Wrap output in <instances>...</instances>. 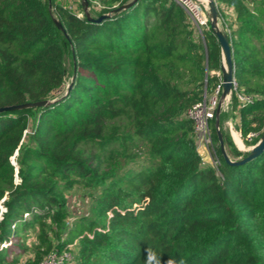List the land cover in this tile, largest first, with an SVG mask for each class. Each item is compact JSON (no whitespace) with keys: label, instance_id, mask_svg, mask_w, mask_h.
<instances>
[{"label":"trees","instance_id":"obj_1","mask_svg":"<svg viewBox=\"0 0 264 264\" xmlns=\"http://www.w3.org/2000/svg\"><path fill=\"white\" fill-rule=\"evenodd\" d=\"M92 2L89 20L79 1L80 17L60 0H0V108L49 102L0 114V264L30 250L33 227L32 264L63 250L67 264H264V153L227 164L213 117L217 164H202L186 117L222 65L209 24L198 35L171 0ZM215 5L235 83L218 125L236 161L248 152L224 123L256 133L248 146L264 132V0ZM75 187L90 207L67 222Z\"/></svg>","mask_w":264,"mask_h":264},{"label":"built area","instance_id":"obj_2","mask_svg":"<svg viewBox=\"0 0 264 264\" xmlns=\"http://www.w3.org/2000/svg\"><path fill=\"white\" fill-rule=\"evenodd\" d=\"M43 1V0H42ZM62 3L66 4L69 8L75 9L68 0H60ZM80 2V0H78ZM77 1V2H78ZM176 5L182 8L185 12L192 28L194 31L201 36L202 30L208 27V16H207V0H171ZM215 2V0H213ZM76 2V3H77ZM92 5L96 8L99 5L96 2H92ZM77 16L80 17V12H76ZM217 78V85L213 89L210 95L204 94L201 102L193 105L186 113V117L192 124L193 128V138L196 151L201 159L202 164H208L210 166H215L217 160L214 156L211 130L209 126V121L214 117L216 106L221 94V75L220 72L214 73ZM235 90V83L233 82V89ZM237 99L240 103H245L249 101L248 97L237 94ZM226 106V105H225ZM228 129L234 130L238 139L241 137L240 133L229 124ZM256 133H249L246 137V141L250 142L256 137ZM252 147V146H251ZM250 147V148H251ZM14 156L11 157V163H14ZM15 165V163H14ZM71 253L67 250L61 252L52 251L47 254L38 264H67L71 261Z\"/></svg>","mask_w":264,"mask_h":264},{"label":"water","instance_id":"obj_3","mask_svg":"<svg viewBox=\"0 0 264 264\" xmlns=\"http://www.w3.org/2000/svg\"><path fill=\"white\" fill-rule=\"evenodd\" d=\"M81 2V6L82 9L86 15V17L91 20L89 14H88V6H87V0H80ZM207 7H208V11H207V16H208V22H209V27L213 32L214 37L216 38L217 42H218V46L220 49V55H221V68H220V75H221V94L216 106V110H215V119H214V129H215V134H216V138H217V142L219 145V150L220 153L224 159V161L227 164L230 165H243L251 160H253L254 158L260 156L262 153H264V132H262V135L259 139V141L253 145L249 151L248 154L236 161H232L230 160V158L227 156L226 152H225V148H224V143H223V138H222V134L221 131L219 129V125H218V116L219 113L222 109V105L224 100H226V98H228L230 96V93L232 92L233 89V82H234V78H233V63H232V58H231V50H230V44H229V40L227 35L222 32L218 26V12L216 9V5L215 2L213 0H207ZM104 18V16H99L97 19H95L94 21L96 22H100L102 19ZM55 26L57 27V29L59 31L62 32V34L64 36H66L64 29L62 28L60 22H58L57 20H54ZM49 104V102L47 101H42V102H38V103H30V104H22V105H14V106H8V107H1L0 108V114L4 113V112H11V111H15V110H21V109H26V108H37V107H42ZM12 165L14 166L15 171L17 170L16 165H14V163H12Z\"/></svg>","mask_w":264,"mask_h":264},{"label":"rangeland","instance_id":"obj_4","mask_svg":"<svg viewBox=\"0 0 264 264\" xmlns=\"http://www.w3.org/2000/svg\"><path fill=\"white\" fill-rule=\"evenodd\" d=\"M73 6H75V4H77L76 2L78 0H68ZM94 10H98V8H96L95 6H92V8H88V12H90V14H94ZM75 12H79L78 8H75ZM226 16V19L228 20V15H225ZM218 26L220 28V30L222 31V28H221V19L219 18L218 16ZM208 28V27H207ZM228 98H226V100H224L223 102V105H222V108L225 107V105L228 103ZM237 120V119H235ZM234 120V122H235ZM231 120L228 119L225 123H224V127H225V130L226 132L229 134L233 144L236 146V148L239 150V151H242V152H248L250 147L252 145H247V141L244 140L242 137L239 138V140L241 141L242 143V146L243 148L240 149L237 144L235 143L234 141V136L237 137V135L235 134L234 130H229L228 129V125H227V122H230ZM232 122V121H231ZM233 122V123H234ZM90 191L87 190V189H83V188H78V187H75L74 189L71 190V192L69 194H67L65 196L66 200H67V208H68V211H69V215H68V218H67V222H70L71 219H75L77 218L78 216L80 215H84V214H87V211H88V208L90 207V199L88 198V193ZM36 233H37V227H33L32 229H30L29 231H27L25 233V245L28 249V251L24 252L18 262L16 264H32L34 262L33 260V252H32V247L36 244V239H35V236H36ZM64 236V235H63ZM52 237V243L55 245H57L58 241H59V233H53L51 235ZM57 249V248H55ZM73 254V253H72ZM73 256V255H72Z\"/></svg>","mask_w":264,"mask_h":264},{"label":"bare ground","instance_id":"obj_5","mask_svg":"<svg viewBox=\"0 0 264 264\" xmlns=\"http://www.w3.org/2000/svg\"><path fill=\"white\" fill-rule=\"evenodd\" d=\"M234 141H235V143L237 144V146H239L240 149L243 148V146H242V144H241V141L238 139V137H236V138L234 139Z\"/></svg>","mask_w":264,"mask_h":264},{"label":"crops","instance_id":"obj_6","mask_svg":"<svg viewBox=\"0 0 264 264\" xmlns=\"http://www.w3.org/2000/svg\"><path fill=\"white\" fill-rule=\"evenodd\" d=\"M235 119H237V118H235ZM236 121V120H235ZM229 124H231L232 125V127H233V122H227V125L229 126ZM236 138V136H234V139Z\"/></svg>","mask_w":264,"mask_h":264},{"label":"clouds","instance_id":"obj_7","mask_svg":"<svg viewBox=\"0 0 264 264\" xmlns=\"http://www.w3.org/2000/svg\"><path fill=\"white\" fill-rule=\"evenodd\" d=\"M169 264H173V262L169 261Z\"/></svg>","mask_w":264,"mask_h":264}]
</instances>
